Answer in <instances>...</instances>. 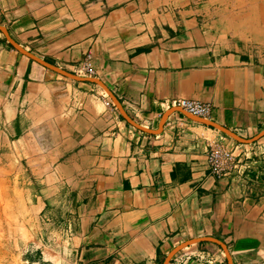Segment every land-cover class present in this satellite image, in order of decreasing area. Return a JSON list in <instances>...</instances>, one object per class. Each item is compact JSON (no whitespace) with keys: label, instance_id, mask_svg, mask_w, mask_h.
<instances>
[{"label":"crops","instance_id":"crops-1","mask_svg":"<svg viewBox=\"0 0 264 264\" xmlns=\"http://www.w3.org/2000/svg\"><path fill=\"white\" fill-rule=\"evenodd\" d=\"M0 116L42 264H264V0H0Z\"/></svg>","mask_w":264,"mask_h":264},{"label":"rangeland","instance_id":"rangeland-1","mask_svg":"<svg viewBox=\"0 0 264 264\" xmlns=\"http://www.w3.org/2000/svg\"><path fill=\"white\" fill-rule=\"evenodd\" d=\"M14 162L8 149L0 147V264H42V246H38L42 221L39 230L31 225V215L37 209L31 208L35 203L29 201L28 179L22 174L16 176Z\"/></svg>","mask_w":264,"mask_h":264},{"label":"built area","instance_id":"built-area-1","mask_svg":"<svg viewBox=\"0 0 264 264\" xmlns=\"http://www.w3.org/2000/svg\"><path fill=\"white\" fill-rule=\"evenodd\" d=\"M77 72L83 76H94L95 70L91 60L86 59L78 66ZM105 105L112 109L113 106L109 101ZM172 108H179L191 116L207 120L211 115V108L208 104L194 100L176 99L170 102ZM207 165L209 170L216 176H222L230 173L236 168V155L234 151L227 149L224 145L213 143L210 145L207 154Z\"/></svg>","mask_w":264,"mask_h":264},{"label":"water","instance_id":"water-1","mask_svg":"<svg viewBox=\"0 0 264 264\" xmlns=\"http://www.w3.org/2000/svg\"><path fill=\"white\" fill-rule=\"evenodd\" d=\"M203 123H206V122H203ZM207 124V123H206Z\"/></svg>","mask_w":264,"mask_h":264},{"label":"bare ground","instance_id":"bare-ground-1","mask_svg":"<svg viewBox=\"0 0 264 264\" xmlns=\"http://www.w3.org/2000/svg\"><path fill=\"white\" fill-rule=\"evenodd\" d=\"M56 251V250H55Z\"/></svg>","mask_w":264,"mask_h":264}]
</instances>
